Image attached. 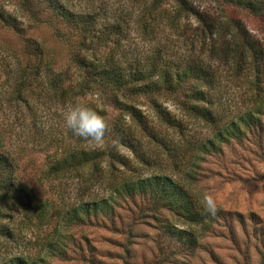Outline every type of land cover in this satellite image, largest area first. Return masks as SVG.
<instances>
[{
  "label": "trees",
  "instance_id": "trees-1",
  "mask_svg": "<svg viewBox=\"0 0 264 264\" xmlns=\"http://www.w3.org/2000/svg\"><path fill=\"white\" fill-rule=\"evenodd\" d=\"M20 1L32 19L50 26L57 39L65 42L69 61L61 67L53 48L27 36L20 19L0 8V23L23 43V56H19L20 66L14 78L19 100L28 110H34L31 103L37 98L66 104L92 93L98 98L86 103L101 111L109 122V130L104 146L89 148L83 146L85 140L81 138L78 145L68 142L77 137L67 128L55 136L40 125V137L31 133L25 137L26 143H14V130L0 124V238L10 241L19 235L20 230L12 226L13 209L23 206L36 228L51 227L46 235L53 238L45 240L42 250L67 258L69 246L62 243L64 227L99 218L101 225L108 221L114 224L118 209L125 202L141 198L147 202V215L159 219L157 212L168 210L187 225L184 228L176 222L160 220V234L167 240L161 249L172 247L177 253H194L200 248L202 237L225 214L218 211L212 217L200 206L193 191L199 167L194 157L221 154L224 146L243 142L250 134L264 130V42L247 23L250 20L264 34V0H206L216 5L218 15L202 10L195 0H152L139 19L144 31L155 35L163 22L171 28L184 19H195L198 25L192 39L199 42L201 51L179 54L165 42L170 43L171 39L163 37L162 45L143 58H133L121 51L124 16H115L113 22L105 23L100 10L74 9L70 0ZM166 4L171 8H166ZM209 52L215 58L230 61L235 75L247 77L253 92L243 100L242 109L233 110L223 97L220 80L224 74L209 60ZM162 97H173L187 117L206 124L211 134L189 138L184 131L186 121L170 110ZM142 99L150 102L157 120L140 107ZM110 107L117 112L113 117ZM164 128L185 137L177 141L168 137ZM32 139L49 150L56 146L54 153L44 150L46 156L41 166L30 155L33 149L28 141ZM123 146L147 163L149 149L156 147L167 164L184 175L178 178L168 171L139 174L127 154L122 153ZM185 164L189 169L183 170ZM69 173L83 178V191L92 194L89 199H79L60 209L56 198L45 194V185L50 178ZM95 184L108 193L99 196L93 189ZM238 218L243 221L242 214ZM55 220L57 223L52 225ZM89 261L106 264L96 258ZM0 264L51 263L47 255L37 252L3 256Z\"/></svg>",
  "mask_w": 264,
  "mask_h": 264
},
{
  "label": "rangeland",
  "instance_id": "rangeland-1",
  "mask_svg": "<svg viewBox=\"0 0 264 264\" xmlns=\"http://www.w3.org/2000/svg\"><path fill=\"white\" fill-rule=\"evenodd\" d=\"M152 0H70L74 9L92 10L101 12L103 22H113L115 16H124L125 34L121 51L131 57L143 58L154 53L161 39L165 40L173 51L179 54H189L201 51L199 42L194 41V28L198 25L195 19H184L177 27L169 28L166 22L160 24L158 34L150 35L140 25V18L147 12ZM202 10L218 15L216 5L206 0H195ZM20 0H0V8L17 16L22 26L26 28L27 36L53 48L60 66H67L69 57L68 48L64 41L57 39L53 29L45 23L32 19V16L22 7ZM170 9L169 4L165 5ZM253 34L264 42V34L254 28L248 20ZM186 27H189L185 34ZM23 43L12 30L0 23V124L8 125L14 130L13 142L26 143L25 137L34 133L40 137L43 126L49 134L58 136L65 128L62 112L75 102L62 103L51 101L50 98H37L31 96L32 108L28 110L25 103L18 98L14 89L17 70L20 66L19 56L22 55ZM209 60L220 67L223 75L222 94L233 110L242 109L243 100L250 97V83L247 77L239 73L234 74L233 64L225 58H215L210 54ZM23 56V55H22ZM98 97L89 93L78 99L79 102L96 101ZM165 105L186 121L185 134L189 137L203 138L211 134V129L203 122L186 116L173 97H162ZM36 103V104H35ZM35 104V105H33ZM143 108L153 120H157L154 109L147 99L140 101ZM239 106V107H238ZM231 109V110H232ZM112 107L109 109L110 117L116 114ZM40 125V126H39ZM165 129V128H164ZM164 133L183 140L185 134L176 130L165 129ZM23 135V137H21ZM78 137L68 142L78 145ZM36 140L28 141L30 155L35 156L36 163L41 166L47 150L54 153L56 146L49 150L45 144L36 145ZM85 147H95L87 141L82 142ZM105 143L99 146H104ZM45 145V146H44ZM154 146V145H151ZM122 153L127 154L130 163L138 168L139 174L148 175L155 172H167L182 178L184 172H179L169 166L164 155L157 153L158 148L149 149L147 153L150 163L142 160L140 156L127 147H120ZM39 150V151H37ZM156 152V153H155ZM197 180L193 184V191L199 200L207 191L215 196L219 203V211L225 214L214 223L212 231L201 239V246L194 253L173 251L172 247L162 248L167 243L160 234L159 221L176 222L178 226L187 228L182 221L172 215L168 210L157 212L158 218L145 213L147 202L141 198L130 200L118 209L117 219L112 224L108 221L101 225V218L93 219L86 224L63 229V245L68 244L67 258L55 256L51 251H43L45 240L52 239L46 235L51 230L36 228L29 221L23 206L14 207L15 223L13 227L20 230L19 235L10 241L1 239L0 258L9 255H31L37 252L47 255L51 264H93L90 258L103 260L106 264H264V130L260 133L250 134L243 142L234 141L224 146L221 154L203 155L197 159ZM183 170L190 166H183ZM83 178L73 173L64 177L50 178L45 185V194L56 198L60 209L71 206L79 199H89L92 193L83 191ZM96 193H108L106 189L95 184ZM238 214L243 215V221ZM255 214V216H253ZM57 219V218H56ZM57 220L54 221L55 225ZM178 251V250H177Z\"/></svg>",
  "mask_w": 264,
  "mask_h": 264
},
{
  "label": "clouds",
  "instance_id": "clouds-1",
  "mask_svg": "<svg viewBox=\"0 0 264 264\" xmlns=\"http://www.w3.org/2000/svg\"><path fill=\"white\" fill-rule=\"evenodd\" d=\"M67 129L75 137L81 138L94 145H102L109 130V122L101 111L88 103L75 102L62 112ZM204 212L215 217L219 211V203L210 192H205L199 200Z\"/></svg>",
  "mask_w": 264,
  "mask_h": 264
}]
</instances>
